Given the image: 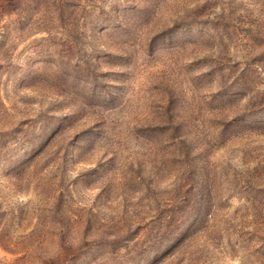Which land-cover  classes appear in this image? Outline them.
I'll return each mask as SVG.
<instances>
[{"label":"rangeland","instance_id":"374dc122","mask_svg":"<svg viewBox=\"0 0 264 264\" xmlns=\"http://www.w3.org/2000/svg\"><path fill=\"white\" fill-rule=\"evenodd\" d=\"M0 264H264V0H0Z\"/></svg>","mask_w":264,"mask_h":264}]
</instances>
